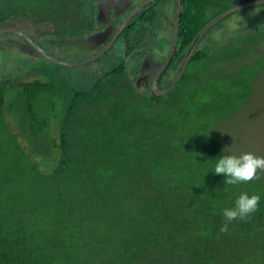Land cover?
Here are the masks:
<instances>
[{
    "label": "trees",
    "instance_id": "16d2710c",
    "mask_svg": "<svg viewBox=\"0 0 264 264\" xmlns=\"http://www.w3.org/2000/svg\"><path fill=\"white\" fill-rule=\"evenodd\" d=\"M85 1L0 0V24L13 22L23 30L12 16L25 17L34 25L35 37L67 36L73 39L71 47L80 48L77 55L85 56L91 49L75 43L93 29L97 8L96 0ZM159 1H151L126 24L120 35L125 54L113 65L80 72L81 81L85 73L90 76L83 86L77 84L79 90L65 85L56 90V79L40 78L56 73V64L76 68L37 53L15 74L0 69V264H264V179L257 174L248 183L228 185L225 174L213 171L218 156L226 155L218 122L250 100L264 60L259 57L239 69L234 81L219 85L213 80L198 93L196 84L186 80L188 64L203 59L210 63L217 55L222 58L225 49H236L235 36L221 44L222 56L202 42L216 22L238 10L212 24L226 7L209 15L212 0H181L169 66L175 57H187L195 45L180 76L156 94L153 73L145 66L139 74L133 66L125 71L124 59L133 52L137 33L157 16ZM257 6L264 9L262 3ZM260 25L245 29L259 32ZM9 35L0 34V44L17 43L13 35L24 41L15 32ZM261 38L249 35L247 40ZM7 57L1 58L4 64ZM148 58L152 64L153 57ZM144 72L150 74L148 83L137 81ZM112 77L121 79L115 83ZM55 94L63 98L62 109L48 100ZM105 94H118L116 102L103 99ZM99 97L102 110L80 112L82 102L93 105ZM43 101L49 114L41 110ZM51 116L58 135L43 149L35 134L50 125ZM28 131L34 137L22 143ZM243 192L260 196L257 211L247 220L232 221L222 232L223 209L233 207Z\"/></svg>",
    "mask_w": 264,
    "mask_h": 264
},
{
    "label": "rangeland",
    "instance_id": "374dc122",
    "mask_svg": "<svg viewBox=\"0 0 264 264\" xmlns=\"http://www.w3.org/2000/svg\"><path fill=\"white\" fill-rule=\"evenodd\" d=\"M135 0H132L130 4H128V7L134 3ZM215 5L213 7H210L207 10V13L209 15H213L216 11H220L223 8L232 7L235 5L246 3L250 0H212ZM90 3L89 0L85 1V3ZM264 4V3H262ZM86 7L87 9H91L89 4ZM127 5V4H126ZM174 0H160L156 6L155 9L157 11V16L153 20V22L148 26L147 29L140 31V35L137 37V44L136 46L139 48H152V45L154 49L161 51L163 54H166L169 50V41H170V31H171V23L174 18ZM123 7L119 12L113 13V16H116V19L112 21L113 26H116L118 23L119 18L118 15L126 10V8ZM243 10H246L243 8ZM242 9H238L234 14L231 13L229 16L221 19V21H218L215 23L213 28L210 30L209 34H207L204 37V41L202 44H207L210 48H215L214 52H219L221 54V44L226 43L228 41L229 37H234L235 40L233 43V47L236 49L234 51H231L229 49H222L224 50V56L221 57H214L210 59V63H208L207 60L203 59L200 62L192 61V64H188V71H187V78L188 81H193V83L196 84V91L199 93V89L201 87L204 88L206 84L211 85L210 83L214 82L217 84H223V82H232L237 78V72L238 70H242L245 67L248 66V64H253L259 60V57H262L261 59L264 60V39L261 38V40H258L256 43L252 41H248L247 38L249 35H254L258 37L264 36V13L261 7L254 8L252 11H243ZM253 13V14H251ZM261 14V15H260ZM14 17L13 21L18 22V25L23 26L27 32H29L31 35H36V32L34 31V25H32L31 21L26 19L25 17H19V16H12ZM102 23V22H101ZM261 24L260 26H263V30H260L259 32H254L251 30L252 33L249 34V30L245 29L250 26H255L257 24ZM109 25V19L106 23H102ZM245 29V30H244ZM86 31L88 29H85ZM85 31V32H86ZM245 31V32H244ZM45 36V35H44ZM98 36V35H93ZM47 37V35H46ZM56 37V36H55ZM62 37V36H61ZM48 38V37H47ZM76 37H74L75 40ZM94 38V37H93ZM243 38V42L242 41ZM88 41L90 42L91 39L88 37ZM95 39V38H94ZM61 46H59L58 50L57 47L51 44H46L45 47L53 53L55 57H60L61 60L66 61H74L76 60V57L69 56V53H71L68 48L64 47H70V43L73 42V39L67 38V36H63L60 40ZM78 43H75L76 45H80L81 41H76ZM69 43V44H68ZM124 43L122 40L118 39L115 42V45L112 47V49L105 55L102 56L103 59L101 62H99V65L95 63L96 66H102L103 69H106L111 65H113V61L115 58H117L119 55H121L125 49ZM10 48V49H9ZM12 46H5L3 44H0V69H4L7 73H9V70H12L13 73L17 67H21L24 64V60L32 61L35 58L29 57L30 54H33V56L36 57L35 53L32 52L29 47H26L25 45H22L20 50H16L12 48ZM29 49V50H27ZM80 49V48H77ZM91 49V47L89 48ZM219 49V51H217ZM26 50V51H25ZM73 52L77 53L76 48L73 49ZM4 54V55H2ZM15 54L16 58L11 59L12 55ZM2 56H8L6 64H4L1 61ZM82 56V55H77ZM18 57H21L22 63L19 64L20 61L17 60ZM4 58V57H3ZM8 58L10 60H8ZM220 58V59H219ZM218 59L220 61H218ZM17 60V61H16ZM45 61V60H43ZM50 64L53 68L57 65V71L56 73L50 75H41L40 78L46 79V80H52L56 79L54 81L55 88L58 90L59 88L57 85H62L64 87H74V89H78L79 86H83L88 77L90 76V73H85L84 76H82L83 81L80 79V71L81 69H72L68 68L62 65L46 62ZM101 63V64H100ZM73 66V65H70ZM90 68L93 66V64L89 65ZM88 66V67H89ZM173 66H176L174 64ZM88 67L83 66V68L87 69ZM39 68H41L39 66ZM79 70V71H78ZM19 72V71H18ZM30 72V71H29ZM22 72L17 73L20 75ZM15 74V73H14ZM97 75V74H96ZM94 76V73L92 74ZM16 77V78H15ZM15 79L22 78L21 76L18 78L15 76ZM146 77H150L149 73H146ZM146 77L142 76L138 81L144 80L146 81ZM124 78V75H123ZM121 78L112 77V81L115 83H118ZM122 81L126 82L127 79H122ZM93 80L90 81L92 83ZM105 82V81H104ZM186 82V81H185ZM219 84V85H220ZM189 84L186 83L185 87H188ZM182 83L180 84V87H183ZM191 86V85H190ZM115 87V90L118 91L119 89ZM13 90H9L8 95L13 94ZM252 95L250 97V100L243 104L241 107H239L236 112L229 114L226 118L219 120L218 126L221 134L219 133L220 139H221V145L222 149L227 154H233V155H240L245 152H252L258 156H264V64L259 69V74L257 75V78L252 83ZM118 97V94H112V97L103 96V99L109 100L112 104L116 102V99ZM12 98V97H10ZM68 98V95L65 96V99ZM100 97L95 100L93 105H91L90 102H82V106L79 109L81 110H102L104 105L101 103L102 100ZM49 102H53L55 109H62L63 105V98L57 94H55L51 99H48ZM47 101V100H46ZM46 101H43L41 104L46 103ZM87 106H90V108H87ZM50 107L47 104H44L42 106V111H46ZM41 116L44 117L43 113H39ZM45 114H49V111L47 110ZM45 118V117H44ZM54 116H51L47 118V121L51 119L50 125L46 128H42L36 135V138H39V141L41 144L38 146L45 149L49 147L50 144V138L54 137L57 138V133L55 132L56 127V120L52 119ZM27 122V121H25ZM26 126V125H25ZM28 128V126H27ZM16 131V129H15ZM41 137H40V136ZM34 137V134L31 131H28V134L26 137L23 135L22 143L26 142L27 138ZM48 145V146H47ZM47 153H43V155H46ZM42 155V154H41ZM53 156H56V154H53ZM36 159H39V157H36ZM53 160V159H52ZM257 174L264 179V170H259Z\"/></svg>",
    "mask_w": 264,
    "mask_h": 264
},
{
    "label": "flooded vegetation",
    "instance_id": "af4514ba",
    "mask_svg": "<svg viewBox=\"0 0 264 264\" xmlns=\"http://www.w3.org/2000/svg\"><path fill=\"white\" fill-rule=\"evenodd\" d=\"M142 0H135L134 1V3L132 4V5H130V7H128V4H130L131 3V1H129L128 3H127V5H117L116 7L114 6V7H112V5H108L104 10H103V15H102V20L104 21V22H102V23H106L107 22V20L109 19V22H110V24L109 25H106V24H102L100 21H99V18H98V15H99V7L97 6V0H96V2H95V5H96V14H95V16L93 17L94 18V27H93V29L92 30H89L88 32H86V33H84L83 35H85L86 37H84V39L83 40H85L86 41V39L89 37V38H91L93 35H98L97 37V39H92L91 40V42H88V41H86V45H87V48H90L91 47V50H89V51H86V52H84V54L85 53H87V55H85V56H82V57H78L77 56V54H81L82 52L81 51H78V49L76 48V50H77V53H75V52H73V49L75 48V47H64V48H68V50H70L71 51V53H69V56H71V57H76V60H74V61H70V63L72 62V64H73V66L75 67V68H78V69H81L82 71H80V72H83V71H87V70H93V71H95V70H105V69H103L102 68V66L100 65V66H96L95 65V63H97L98 65H99V62H101L102 61V59H103V57L102 56H105L106 55V52H107V50H104L103 51V49L105 48V46L111 41V39H113L114 38V36L116 35V32H117V30H118V28L120 27V25H121V22L126 18V17H128L129 16V14L131 13V11L132 10H134L135 9V7L141 2ZM151 2V1H150ZM150 2H148L147 4H145L143 7H145V6H147V5H149V3ZM254 6V5H253ZM253 6H250V7H252V9H250V7H248L247 8V10L246 11H248V12H250V11H252L253 10ZM123 7H125L126 8V10L124 11V12H122V13H120L119 15H118V17L117 18H119V20H118V23H117V25L116 26H113V23H112V21L114 20V19H116V16H113L112 17V14L114 13H117V12H119ZM142 7V8H143ZM259 6H257L256 8H258ZM124 8V9H125ZM263 10V13H264V9H262ZM251 14H253V13H251ZM135 15V13L130 17V18H128V21L125 23V25H124V27H123V29L125 28V26H126V24L129 22V20H131V18L133 17ZM261 15V14H260ZM16 28H18L17 26H16ZM18 29H20V28H18ZM123 29L118 33V35H116V37H115V39H114V41H113V43L110 45V47L108 48L109 50H111L112 49V47L115 45V42L118 40V39H120V40H122V42L124 43V45H125V42H124V40H123V38H121L120 37V35H121V33H122V31H123ZM20 30H22V29H20ZM23 30H24V33H26V35L29 37V38H31L33 41H35V42H37L38 44H41L43 47H45L46 46V43H48V42H50V44L51 45H54L55 47H57V49L58 50H61V49H59V46H61V42H60V40H61V38L63 37H56V39H53V38H51V37H46V36H42V37H35V35H31L29 32H27L26 30H25V28L23 27ZM22 30V31H23ZM172 30H173V23H171V31H170V41H169V47H170V44H171V38H172ZM13 33V32H12ZM100 33H102L105 37H102L101 38V36L99 35ZM140 31L137 33L138 34V36L140 35ZM5 34H7L8 36H11V35H9V32H4V33H1V35H5ZM11 34V33H10ZM15 34H17V33H15ZM17 35H19V34H17ZM20 36V35H19ZM13 37L17 40V43H5L4 41L1 43V44H3V45H5L6 47L7 46H12V48H14V49H16V50H20L19 49V47L21 48V46L22 45H25L26 47H29L28 45V41L26 42V40L24 39V41H22L21 39H18V37H16L15 35H13ZM22 37V36H21ZM2 40H4V37L2 38ZM15 45V46H14ZM125 47V49H126V46H124ZM11 48V49H12ZM29 48H31V47H29ZM10 49V48H9ZM125 49H124V51H123V53L121 54L122 56L125 54L124 52H125ZM49 51V50H48ZM168 52H169V50L167 51V53L166 54H163L161 51H158V50H156V49H154V47H153V45H152V48H139V47H137V46H135V48L133 49V52L132 53H130V55L127 57V58H125L124 60H125V71H127V69H126V67L128 66V69L130 68V66H133V67H135L134 68V70H135V72L137 73V74H139V69H141L142 70V68L145 66V65H147V64H150V60H149V58H148V56H152L153 57V59H154V62L152 63V64H156L155 66V68H154V70L152 71V73L154 74V72L162 65V63H164L165 62V60H166V58H167V55H168ZM97 54H100V56L96 59V60H94V59H92V61H91V59L90 58H93L94 56H96ZM174 54V53H173ZM183 54H181L179 57H175L174 58V60H173V63H172V65L171 66H168V64H169V62H170V60H169V62H168V64H167V66H166V68L165 69H163V71L161 72V74H160V76H159V80H158V83H157V87L159 88V89H164L165 87H167L169 84H170V82L172 81L171 80V78H172V76H173V74L175 73V72H178L179 71V69H180V67H181V65H182V62H183V58L185 57V56H182ZM13 57H15L16 58V55L15 54H13L12 55ZM54 56V55H53ZM134 56H136V58L134 57ZM173 57V55L171 56V58ZM21 58V57H20ZM57 58H60V57H57ZM170 58V59H171ZM18 59V58H17ZM181 59V60H180ZM60 60H61V58H60ZM69 62V61H68ZM91 64H93V66L90 68V66L89 65H91ZM101 64V63H100ZM174 64H176V66H173ZM170 65V64H169ZM83 66H86V67H88L87 69H85V68H83ZM128 73H131V72H128ZM142 76H145L146 77V74H140V75H138V80L142 77ZM154 76V75H153ZM152 76V77H153ZM150 79V77H146V83H148V80ZM137 80V81H138ZM169 80V82H168V84H166V85H164V83L165 82H167ZM142 81H145V79L144 80H142ZM136 81L134 80L133 81V84H134V86L135 87H137V85H136Z\"/></svg>",
    "mask_w": 264,
    "mask_h": 264
},
{
    "label": "clouds",
    "instance_id": "9594fccd",
    "mask_svg": "<svg viewBox=\"0 0 264 264\" xmlns=\"http://www.w3.org/2000/svg\"><path fill=\"white\" fill-rule=\"evenodd\" d=\"M175 7L176 6L174 5L173 20L175 19ZM155 65L156 64L150 63V65L147 64L145 67L148 68V72L150 73L156 67ZM176 73L177 72L173 74L172 80ZM259 170H264V156H258L252 152H245L240 155L227 154L218 156L213 171L215 174L226 175L224 183L228 185H236L240 183H248L257 179V172ZM259 202L260 196L258 194L249 195L247 192L241 193L236 198L233 207L223 209L224 223L222 224L220 230L222 232H227L229 223L234 220H247L252 213L257 211Z\"/></svg>",
    "mask_w": 264,
    "mask_h": 264
},
{
    "label": "water",
    "instance_id": "95a60500",
    "mask_svg": "<svg viewBox=\"0 0 264 264\" xmlns=\"http://www.w3.org/2000/svg\"><path fill=\"white\" fill-rule=\"evenodd\" d=\"M129 1H132V0H97V6L99 7V15H98V18H99V21L100 22H104L102 20V15H103V10L108 6V5H112V7H116L117 5H126ZM150 1H153V0H142L136 7L134 10L131 11V13L129 14L128 17H126L122 22H121V25L120 27L118 28L117 32H116V35H118V33L123 29L125 23L128 21V18H130L134 13L138 12L141 10V8L147 4L148 2ZM176 1V7H175V19L173 20V30H172V38H171V44H170V48H169V52H168V55H167V58L165 60L164 63H162V65L154 72V78H153V81H152V85H151V89L153 92H155L156 94H162L164 93L165 91H167L171 86L172 84L175 82V80L180 76L184 66H185V62L187 61L188 59V56L191 54L192 50H193V47L194 45L192 46V48L190 49V52L188 54L187 57H185L184 59V62L183 64L181 65L179 71L174 75V78H173V81L164 89H159L157 88L156 86V82H157V79L159 77V75L161 74V72L163 71V69L167 66L171 56L173 55L174 53V50H175V45H176V39H177V30H178V24H179V20H180V12H181V7H182V4H181V0H175ZM257 3H264V0H250L246 3H243V4H239V5H235V6H232V7H228L226 10H224L223 12H221L216 18H214L211 23H215L218 19H221L222 17L226 16L228 13H231V12H234L238 9H242V8H245V7H248V6H251V5H254V4H257ZM108 21V20H107ZM6 22V23H2L0 24V34L1 33H4V32H15L17 34H19L20 36H22V38H24L26 40V42L29 44L28 46L31 47L29 49L32 50V52L34 53H37L40 57L44 58V59H47V60H50V61H53V62H56V63H60V64H64V65H73L72 63L68 62V61H64V60H59L57 59L56 57L50 55L49 53H47L43 47L41 46V44H38L37 42L33 41L31 38H29L26 33H24V31L16 28V26L14 24H12L13 22ZM209 23L208 25L210 26ZM207 26V27H209ZM102 37H105L102 33L99 34ZM116 35L114 36L113 39H111V41L105 46V48L103 49L106 50L110 47V45L113 43ZM97 39L98 37L97 36H92L90 39ZM86 41H88V39H86ZM86 41L85 40H81V42L85 43L84 45H86ZM89 42V41H88ZM91 42V41H90ZM27 49V50H29ZM36 54V55H37ZM100 54H97L96 56H94L93 58H90L91 60L94 59V58H97L99 57Z\"/></svg>",
    "mask_w": 264,
    "mask_h": 264
}]
</instances>
